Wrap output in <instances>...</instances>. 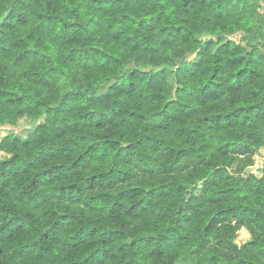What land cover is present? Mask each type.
Instances as JSON below:
<instances>
[{"label": "clouds", "instance_id": "clouds-1", "mask_svg": "<svg viewBox=\"0 0 264 264\" xmlns=\"http://www.w3.org/2000/svg\"><path fill=\"white\" fill-rule=\"evenodd\" d=\"M0 264H264V0H0Z\"/></svg>", "mask_w": 264, "mask_h": 264}]
</instances>
